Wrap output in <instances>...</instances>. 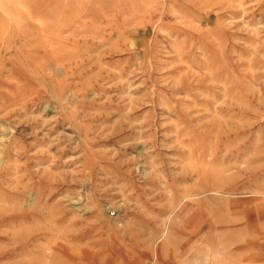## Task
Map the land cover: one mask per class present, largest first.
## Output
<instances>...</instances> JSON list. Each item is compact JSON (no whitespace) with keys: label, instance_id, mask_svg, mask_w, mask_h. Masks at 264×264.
<instances>
[{"label":"rangeland","instance_id":"obj_1","mask_svg":"<svg viewBox=\"0 0 264 264\" xmlns=\"http://www.w3.org/2000/svg\"><path fill=\"white\" fill-rule=\"evenodd\" d=\"M0 264H264V0H0Z\"/></svg>","mask_w":264,"mask_h":264}]
</instances>
